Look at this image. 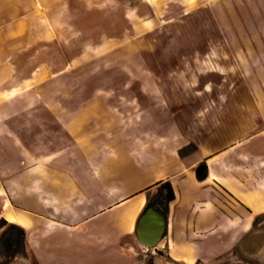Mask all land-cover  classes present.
I'll use <instances>...</instances> for the list:
<instances>
[{"label":"crops","instance_id":"1","mask_svg":"<svg viewBox=\"0 0 264 264\" xmlns=\"http://www.w3.org/2000/svg\"><path fill=\"white\" fill-rule=\"evenodd\" d=\"M231 1L224 9L220 4L219 15L231 22L221 31L233 34V40L206 43L207 49L219 50L221 76L231 71L228 65L236 66L234 87L218 94L234 98L220 105L215 138L223 144L218 148L206 147V89L197 120L194 104L180 95L170 104L159 88L60 89L58 100L44 98L41 106L60 125L57 150L36 156L19 135H6L10 148L0 156V219L15 224L7 212L26 215V252L36 264H123L115 242L131 233L117 229L116 211L144 193L139 216L149 192L166 181L174 194L167 211L152 206L166 214L165 235L156 247H164L172 261L215 264L239 242L259 240L264 0ZM208 56L206 64H215ZM114 97L124 98V111H115ZM115 121L123 122V156H113L109 145ZM131 138L137 147H130ZM191 143L196 148L188 153ZM199 164L208 169L204 179L195 175Z\"/></svg>","mask_w":264,"mask_h":264},{"label":"rangeland","instance_id":"2","mask_svg":"<svg viewBox=\"0 0 264 264\" xmlns=\"http://www.w3.org/2000/svg\"><path fill=\"white\" fill-rule=\"evenodd\" d=\"M220 4L224 9L232 1L0 0V156L9 152L10 133L36 156L58 149L60 125L41 106L44 98L58 100L60 89L159 88L170 104L176 95L194 104L196 120L206 89V147L221 146L215 138L220 105L234 98L218 94L234 87L236 66L228 65L231 71L221 76L218 48H206L208 42L234 37L221 31L231 22L220 17ZM208 53L215 64H206ZM112 99L115 111H124V98ZM122 124L114 122L113 156L124 155ZM129 145L137 147L132 138ZM194 148L191 143L185 151ZM149 194L151 205H163L157 192ZM10 224L0 219V264H36L26 252L25 230L22 234V226ZM255 227L258 241L239 242L215 264H264V216ZM129 233L115 242L123 264H185L172 261L164 247H148Z\"/></svg>","mask_w":264,"mask_h":264},{"label":"water","instance_id":"3","mask_svg":"<svg viewBox=\"0 0 264 264\" xmlns=\"http://www.w3.org/2000/svg\"><path fill=\"white\" fill-rule=\"evenodd\" d=\"M198 179H204L208 175V169L204 164H199L195 169ZM137 239L148 247H155L162 240L166 231V214L162 209L148 206L138 216L135 224Z\"/></svg>","mask_w":264,"mask_h":264},{"label":"bare ground","instance_id":"4","mask_svg":"<svg viewBox=\"0 0 264 264\" xmlns=\"http://www.w3.org/2000/svg\"><path fill=\"white\" fill-rule=\"evenodd\" d=\"M149 1H152V0H149ZM144 204H145V196L143 193H141L136 198L124 202L118 208L115 214V221L117 222L119 229L121 231H124V232L134 231L135 220L139 212L142 210ZM6 215H7V218L10 220V222L17 223L24 228L29 227L30 221L28 222V219L23 212L9 211L7 212Z\"/></svg>","mask_w":264,"mask_h":264},{"label":"trees","instance_id":"5","mask_svg":"<svg viewBox=\"0 0 264 264\" xmlns=\"http://www.w3.org/2000/svg\"><path fill=\"white\" fill-rule=\"evenodd\" d=\"M163 188H165L164 189L165 191H163ZM157 196L161 201L164 202L163 203L164 211H167V204L169 203V201H171L174 198L173 190H172L171 185L168 181H166L160 185V187L157 190ZM148 206H152L149 203V201L146 204V207H148ZM1 220L6 223V220H4V219H1ZM9 226L10 227H16V225L12 224V223ZM21 233L24 234L23 228H21Z\"/></svg>","mask_w":264,"mask_h":264}]
</instances>
